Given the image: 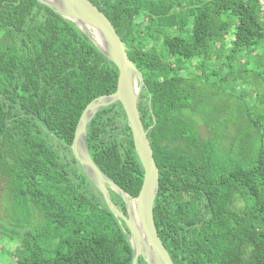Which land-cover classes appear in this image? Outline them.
I'll use <instances>...</instances> for the list:
<instances>
[{
	"label": "trees",
	"instance_id": "obj_1",
	"mask_svg": "<svg viewBox=\"0 0 264 264\" xmlns=\"http://www.w3.org/2000/svg\"><path fill=\"white\" fill-rule=\"evenodd\" d=\"M91 1L143 73L138 107L160 171L154 220L174 263L264 264L260 0ZM118 76L73 20L38 0H0V175L18 208L16 264H132L128 226L72 150L84 109L114 92ZM226 90L243 135L226 132L223 114L202 111ZM86 141L135 198L145 170L120 101L98 111ZM138 264L148 263L140 255Z\"/></svg>",
	"mask_w": 264,
	"mask_h": 264
},
{
	"label": "water",
	"instance_id": "obj_2",
	"mask_svg": "<svg viewBox=\"0 0 264 264\" xmlns=\"http://www.w3.org/2000/svg\"><path fill=\"white\" fill-rule=\"evenodd\" d=\"M60 15L73 20L98 49L119 69L117 88L112 93L94 98L84 109L75 130L72 150L88 177L102 192L110 210L122 218L130 230L133 262L139 256L148 264H175L162 242L154 220V202L159 191L160 171L154 149L148 137L138 107L144 84L143 73L129 57L126 45L108 16L91 0H38ZM120 101L125 109L134 144L144 166V180L139 194H129L112 180L93 160L86 141L87 130L94 116L103 107ZM110 188L119 193L126 204L127 213L113 201Z\"/></svg>",
	"mask_w": 264,
	"mask_h": 264
},
{
	"label": "rangeland",
	"instance_id": "obj_3",
	"mask_svg": "<svg viewBox=\"0 0 264 264\" xmlns=\"http://www.w3.org/2000/svg\"><path fill=\"white\" fill-rule=\"evenodd\" d=\"M229 92L226 90V96L224 97L208 98L202 105V111L223 114L221 117L231 119L228 131L225 128L226 132L232 135H243L245 129H243L242 115L236 100L229 97ZM206 113L203 112V116L199 115L201 120H203ZM216 125L218 124L216 123ZM201 126L202 132L206 133L205 125L201 124ZM217 131H220V129ZM17 215L18 208L15 201L6 196V179L0 175V229L6 228L5 232L0 230V264H16L20 259L22 245L19 242V237H14L12 233L18 231L16 227Z\"/></svg>",
	"mask_w": 264,
	"mask_h": 264
},
{
	"label": "built area",
	"instance_id": "obj_4",
	"mask_svg": "<svg viewBox=\"0 0 264 264\" xmlns=\"http://www.w3.org/2000/svg\"><path fill=\"white\" fill-rule=\"evenodd\" d=\"M260 2H261V4L263 5V7H264V0H260Z\"/></svg>",
	"mask_w": 264,
	"mask_h": 264
}]
</instances>
